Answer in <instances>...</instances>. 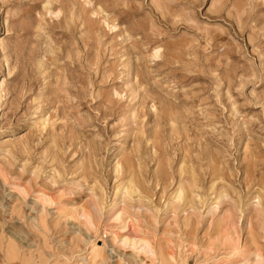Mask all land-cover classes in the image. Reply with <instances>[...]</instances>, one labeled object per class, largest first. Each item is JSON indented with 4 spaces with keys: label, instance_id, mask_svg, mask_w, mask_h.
Returning <instances> with one entry per match:
<instances>
[{
    "label": "rangeland",
    "instance_id": "1",
    "mask_svg": "<svg viewBox=\"0 0 264 264\" xmlns=\"http://www.w3.org/2000/svg\"><path fill=\"white\" fill-rule=\"evenodd\" d=\"M0 264H264V0H0Z\"/></svg>",
    "mask_w": 264,
    "mask_h": 264
},
{
    "label": "bare ground",
    "instance_id": "2",
    "mask_svg": "<svg viewBox=\"0 0 264 264\" xmlns=\"http://www.w3.org/2000/svg\"><path fill=\"white\" fill-rule=\"evenodd\" d=\"M243 146H245V144L243 145ZM133 186V185H132ZM131 188H135V187H131ZM124 191V190H123ZM130 191H132V190H130ZM181 192V191H180ZM183 192V191H182ZM134 193H136V190L134 189ZM181 198V197H180ZM92 211H94V209H92ZM70 212V211H69ZM81 212V211H80ZM96 212V211H95ZM90 213V212H89ZM92 214V213H91ZM91 214H88L87 213V211H86V213L84 212L83 213V216H84V219L85 220H87L88 222H90L91 221V219L93 218L92 217V215ZM98 214H99V212H98ZM121 214V213H120ZM74 215H76V214H74ZM94 215H96V214H94ZM92 217V218H91ZM96 217H97V215H96ZM118 217V219L120 218V215H118L117 214V216H116V218ZM68 218V217H67ZM191 218V217H190ZM232 218V217H231ZM95 219V218H94ZM72 220V219H71ZM186 220H188V219H186ZM234 220V219H233ZM117 220L115 219V222H116ZM123 221V220H122ZM86 222V221H85ZM128 222V221H127ZM117 223V222H116ZM188 223V222H187ZM127 224V223H126ZM189 224V223H188ZM235 224V223H234ZM225 226V225H224ZM129 228V227H128ZM123 230V229H122ZM125 230V229H124ZM225 235V234H224ZM138 241V240H137ZM136 241V242H137ZM126 242V241H125ZM139 242V241H138ZM147 244H148V242H147ZM140 249V248H139ZM144 249H148V250H150V252H152V249L148 246H145L144 247ZM154 251V250H153ZM101 251H99L97 248H93L92 249V255L94 256L93 257V261H92V263H96L97 261H98V259H99V253H100ZM253 257V256H252ZM251 257V258H252Z\"/></svg>",
    "mask_w": 264,
    "mask_h": 264
}]
</instances>
